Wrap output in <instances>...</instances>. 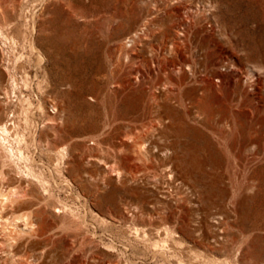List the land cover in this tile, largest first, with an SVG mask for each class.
<instances>
[{"label": "rangeland", "instance_id": "obj_1", "mask_svg": "<svg viewBox=\"0 0 264 264\" xmlns=\"http://www.w3.org/2000/svg\"><path fill=\"white\" fill-rule=\"evenodd\" d=\"M5 123L0 264H264V0H0Z\"/></svg>", "mask_w": 264, "mask_h": 264}, {"label": "bare ground", "instance_id": "obj_2", "mask_svg": "<svg viewBox=\"0 0 264 264\" xmlns=\"http://www.w3.org/2000/svg\"><path fill=\"white\" fill-rule=\"evenodd\" d=\"M201 101V96H195V106L199 107ZM39 109L40 111H43L44 106L40 104L38 106V110ZM29 120H27L26 122H28ZM0 128L5 134H8L10 129L7 123L0 125ZM32 139L35 141L33 142V144L37 145L38 136L34 135L32 136ZM159 148L161 152H164L166 150L165 146L163 148L160 146ZM10 151H12V148L10 149ZM20 153L22 152L20 151ZM165 155L168 163H171L175 160L173 155H170L167 152L165 153ZM2 180L3 178H0V254H4L0 255V258L6 259L10 249L20 246L25 241H28L23 240L24 238L34 237V239L36 240L41 239L47 241L50 240V237L45 235L47 233V229L44 228L43 222L40 220V217H38L39 211H35V208L22 214L11 216L7 215L8 212L4 213V211L8 207L17 209L20 206L29 203L27 199V192L24 187L16 188L14 186H10L5 188L3 184L1 185Z\"/></svg>", "mask_w": 264, "mask_h": 264}]
</instances>
